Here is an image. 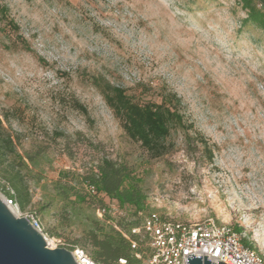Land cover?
<instances>
[{
    "label": "rangeland",
    "instance_id": "1",
    "mask_svg": "<svg viewBox=\"0 0 264 264\" xmlns=\"http://www.w3.org/2000/svg\"><path fill=\"white\" fill-rule=\"evenodd\" d=\"M0 2L8 7L0 118L28 164L7 162L0 176L19 173L29 198L20 210L39 216L51 248L61 238L91 255L90 243L76 240L103 222L97 205L120 204L89 195L80 175L111 158L146 195L141 211L120 205L126 216L114 221L127 226L152 211L189 223L214 218L264 255V0L252 1L261 19L248 17L245 0ZM94 78L138 103L160 100L166 86L191 127L173 126L168 150L152 155Z\"/></svg>",
    "mask_w": 264,
    "mask_h": 264
},
{
    "label": "trees",
    "instance_id": "2",
    "mask_svg": "<svg viewBox=\"0 0 264 264\" xmlns=\"http://www.w3.org/2000/svg\"><path fill=\"white\" fill-rule=\"evenodd\" d=\"M252 1L245 0V5L250 8L248 17L259 19L262 12L253 7ZM7 11L8 7L0 2V16L7 17ZM14 26L16 27L15 24ZM94 82L103 86L106 101L122 120L123 128L127 134L132 139L139 141L154 156H160L168 150L166 140L173 126L178 125L188 129L191 127L185 121L181 109V98L166 86L159 91L160 100L149 99L138 103L133 100L124 87L112 85L110 82H105L103 85L97 78H94ZM27 157L30 161L35 158L30 154ZM7 162H14L21 168L28 167L27 161L16 148L13 137L7 132L0 118V167L3 168ZM3 171L7 182H4V178L0 176V188L23 208L29 198L26 197V190L20 186L19 173L9 175L5 173V170ZM80 177L95 184L98 192L116 200L121 206L132 205L135 207L136 213L144 208L146 195L137 178L125 164L111 158H102L97 165V171L84 175V178L83 175ZM62 188L63 192H67L71 186L65 183ZM74 194L79 198L86 196L76 190ZM118 223L126 227L122 222ZM243 241L246 244L249 243L246 238H243ZM75 243L81 245L90 243L92 258L106 263H113L122 256L129 257L132 253L131 243L119 230L111 224L96 220ZM75 246L67 245L69 249Z\"/></svg>",
    "mask_w": 264,
    "mask_h": 264
},
{
    "label": "built area",
    "instance_id": "3",
    "mask_svg": "<svg viewBox=\"0 0 264 264\" xmlns=\"http://www.w3.org/2000/svg\"><path fill=\"white\" fill-rule=\"evenodd\" d=\"M86 189L91 196L98 191L91 182ZM6 197L8 204L15 208V214L26 217L45 236L39 216L32 212H21L19 203L8 195ZM96 213L99 219L123 234L131 243L132 253L129 257L122 256L113 263H106L96 261L84 248L75 246L70 250L78 264H187V257L194 255H202L203 262L204 255H207V260L212 262L264 264V255L247 245L230 225L214 218L189 223L152 211L144 215L140 222H129L123 227L113 220L121 215L123 218L126 216L120 205L103 202L97 205ZM57 245L68 248L61 238ZM191 253L194 255H188Z\"/></svg>",
    "mask_w": 264,
    "mask_h": 264
},
{
    "label": "water",
    "instance_id": "4",
    "mask_svg": "<svg viewBox=\"0 0 264 264\" xmlns=\"http://www.w3.org/2000/svg\"><path fill=\"white\" fill-rule=\"evenodd\" d=\"M188 255H194L193 253ZM207 255L187 257V264L212 262ZM0 264H78L70 249L51 248L45 236L26 217L17 216L0 198Z\"/></svg>",
    "mask_w": 264,
    "mask_h": 264
},
{
    "label": "bare ground",
    "instance_id": "5",
    "mask_svg": "<svg viewBox=\"0 0 264 264\" xmlns=\"http://www.w3.org/2000/svg\"><path fill=\"white\" fill-rule=\"evenodd\" d=\"M0 198L6 203V205L10 208V210H12L14 213L16 212V211H15V208H13L12 206H10V205L8 204V202L5 200L4 196H2V195L0 194Z\"/></svg>",
    "mask_w": 264,
    "mask_h": 264
}]
</instances>
